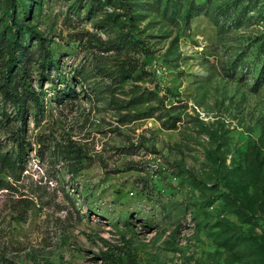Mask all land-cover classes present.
<instances>
[{
    "label": "rangeland",
    "instance_id": "obj_1",
    "mask_svg": "<svg viewBox=\"0 0 264 264\" xmlns=\"http://www.w3.org/2000/svg\"><path fill=\"white\" fill-rule=\"evenodd\" d=\"M0 151L1 264H264V0H0Z\"/></svg>",
    "mask_w": 264,
    "mask_h": 264
},
{
    "label": "trees",
    "instance_id": "obj_2",
    "mask_svg": "<svg viewBox=\"0 0 264 264\" xmlns=\"http://www.w3.org/2000/svg\"><path fill=\"white\" fill-rule=\"evenodd\" d=\"M21 49H22V45L20 43V40L17 36L16 31L11 32L9 37L5 40V47L2 49V50H6L7 55L9 57V60L6 62V67H7L6 79L7 80L13 68L15 67V63L18 61V58L16 56L18 52H21ZM6 95L10 97L12 96V93L9 91H6ZM33 101L36 104V106L40 105V100L39 98H37L36 95L33 96ZM19 111L21 112V108H19ZM20 115L23 116L22 112ZM174 126H175V123H172L171 127H174ZM0 165L7 166L15 170L18 169L20 166L18 161H15L13 157L8 156L6 153L2 151H0Z\"/></svg>",
    "mask_w": 264,
    "mask_h": 264
}]
</instances>
